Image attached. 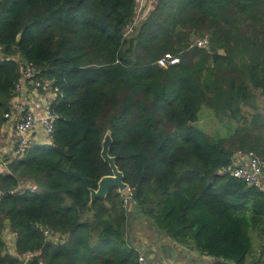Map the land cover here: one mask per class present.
Here are the masks:
<instances>
[{"label": "trees", "instance_id": "trees-1", "mask_svg": "<svg viewBox=\"0 0 264 264\" xmlns=\"http://www.w3.org/2000/svg\"><path fill=\"white\" fill-rule=\"evenodd\" d=\"M137 6L0 0V134L20 58L59 89L54 141L0 172V264H22L36 250L29 264H143L124 192L91 202L112 173L101 154L108 129L111 154L154 228L215 264L246 263L249 226L264 224V190L219 170L238 150L264 155V0H159L128 31ZM206 34L208 47L191 42ZM166 53L180 62L160 66ZM204 107L223 128L200 126Z\"/></svg>", "mask_w": 264, "mask_h": 264}, {"label": "built area", "instance_id": "built-area-1", "mask_svg": "<svg viewBox=\"0 0 264 264\" xmlns=\"http://www.w3.org/2000/svg\"><path fill=\"white\" fill-rule=\"evenodd\" d=\"M146 0H137L139 3V11L145 5ZM144 18V15L143 17ZM140 20L135 17V20L130 26L131 31L134 25H137ZM211 35L206 34L204 37H200L195 43L200 47H208L210 45ZM180 56L172 53H166L158 59V64L162 67H169L171 65L180 62ZM19 71L21 77L15 85V96L13 99L11 110L5 113L8 120L13 122V131L16 136V142L13 149V154L10 160L24 157L29 153L32 147L35 146V133L37 131V124L41 123L47 132L49 142L54 141L55 125L58 118V114L54 111L52 103L56 99L58 87L52 88L50 85H44V81L41 77V69L33 61L20 58ZM44 88L45 91H49L52 94V98L44 106L42 113L38 114L36 108L29 106L26 108V102L24 101L27 91L30 89L38 93ZM241 158L235 160L232 157V162L226 168L219 170L221 173H228L232 176L239 178L249 185L257 186L264 190V160L254 151H248L241 154ZM12 193L20 192V188L14 189ZM124 201L125 204L131 205L135 203L131 194V188H128L125 192ZM0 191V199L2 197ZM45 233L52 237L50 229H46ZM41 250L28 251L25 253L22 264H29L30 260L35 256H40ZM141 260L144 261V256H141Z\"/></svg>", "mask_w": 264, "mask_h": 264}, {"label": "crops", "instance_id": "crops-1", "mask_svg": "<svg viewBox=\"0 0 264 264\" xmlns=\"http://www.w3.org/2000/svg\"><path fill=\"white\" fill-rule=\"evenodd\" d=\"M152 1V0H148ZM145 4H149L147 0ZM149 6V5H148ZM52 98L49 91H39L38 93L30 89L26 92L24 101L26 108L30 105L36 108L38 114L42 113L44 106ZM262 134L264 135V125L262 126ZM35 146L45 144L48 141L47 132L41 123L37 124V131L35 133ZM16 136L13 131V122L8 120L2 126L0 134V172L8 171V162L11 161ZM245 151L238 150L233 155L235 160L241 158V154ZM138 215H133L132 218L136 221ZM7 223V222H6ZM10 223V222H9ZM7 223V225L9 224ZM152 231H143L138 223H136L134 233L137 237L136 245L144 256L143 264H215L220 259L212 256L202 255L196 251L191 250L187 246L170 239L162 234L166 245L171 247L170 255H167L163 249L156 250V246L152 245ZM249 235L252 241V250L250 251L245 264H264V224H252L249 226ZM4 237L7 245L15 252L14 235L8 229L4 232ZM9 239L11 240L10 242ZM142 242L143 248L139 247ZM177 248L176 251L172 250Z\"/></svg>", "mask_w": 264, "mask_h": 264}, {"label": "water", "instance_id": "water-1", "mask_svg": "<svg viewBox=\"0 0 264 264\" xmlns=\"http://www.w3.org/2000/svg\"><path fill=\"white\" fill-rule=\"evenodd\" d=\"M21 38V34L18 35V39ZM113 136L112 130L108 129L103 138L102 143V157L103 159L109 163L112 173L108 175H104L98 181V187L95 189H91V202L96 200L97 198H106L109 191L113 188H117L120 193L125 192L129 187V183L125 180L124 172L120 169L116 162V156L111 154V146L113 144ZM129 214L132 217L134 214L138 215L136 218V223H138L143 231L152 229V245L156 246V250L163 249L166 251L167 255H170L169 245L165 244V241L162 237L160 229L154 228V225L151 221L146 219L145 212L138 206L137 203H133L129 205ZM7 223L10 222L9 219L6 220ZM58 236L60 233L57 234ZM52 238V237H49ZM14 241H16V237L14 236ZM139 247L143 248L142 242L139 243ZM144 249V248H143ZM177 248H173L172 250L176 251Z\"/></svg>", "mask_w": 264, "mask_h": 264}, {"label": "rangeland", "instance_id": "rangeland-1", "mask_svg": "<svg viewBox=\"0 0 264 264\" xmlns=\"http://www.w3.org/2000/svg\"><path fill=\"white\" fill-rule=\"evenodd\" d=\"M159 0H152V1H148L147 2L149 4H145L143 5V8L139 11V3H138V6H137V13H136V17L142 21V17L143 15H147L152 9L153 7H155L157 5ZM149 5V6H148ZM132 26V25H130ZM129 26V28H130ZM129 28H128V31H129ZM198 39H200L199 37H195L191 40V42H194V41H198ZM195 42V43H196ZM194 43V44H195ZM1 52V50H0ZM199 124L201 127H205L207 128L210 132H215L216 128L217 127H220V128H223V124L220 122V120L218 119V117L215 115V113L213 112V110L207 108V107H204L203 108V112L201 113V120L199 121ZM258 153V152H257ZM258 155L264 160V155L262 156L261 154L258 153ZM125 194V193H124ZM11 240L9 239L8 242H10Z\"/></svg>", "mask_w": 264, "mask_h": 264}]
</instances>
